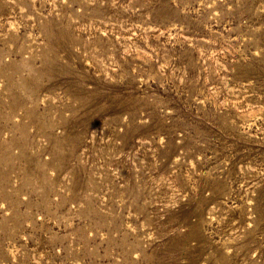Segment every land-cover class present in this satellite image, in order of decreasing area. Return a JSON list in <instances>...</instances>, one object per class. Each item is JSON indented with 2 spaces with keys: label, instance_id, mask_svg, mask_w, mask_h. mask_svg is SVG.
<instances>
[{
  "label": "rangeland",
  "instance_id": "obj_1",
  "mask_svg": "<svg viewBox=\"0 0 264 264\" xmlns=\"http://www.w3.org/2000/svg\"><path fill=\"white\" fill-rule=\"evenodd\" d=\"M0 264H264V0H0Z\"/></svg>",
  "mask_w": 264,
  "mask_h": 264
}]
</instances>
